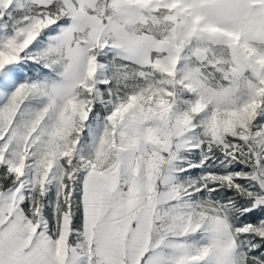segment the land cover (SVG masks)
Wrapping results in <instances>:
<instances>
[{
	"label": "snow or ice",
	"instance_id": "1",
	"mask_svg": "<svg viewBox=\"0 0 264 264\" xmlns=\"http://www.w3.org/2000/svg\"><path fill=\"white\" fill-rule=\"evenodd\" d=\"M0 264H264V0H0Z\"/></svg>",
	"mask_w": 264,
	"mask_h": 264
}]
</instances>
